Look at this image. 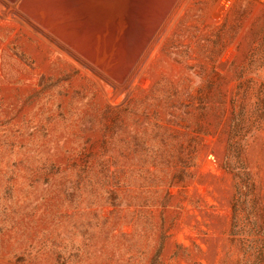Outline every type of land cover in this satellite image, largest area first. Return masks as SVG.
Segmentation results:
<instances>
[{
    "label": "rangeland",
    "instance_id": "1",
    "mask_svg": "<svg viewBox=\"0 0 264 264\" xmlns=\"http://www.w3.org/2000/svg\"><path fill=\"white\" fill-rule=\"evenodd\" d=\"M99 1L0 0V264H264V0Z\"/></svg>",
    "mask_w": 264,
    "mask_h": 264
},
{
    "label": "trees",
    "instance_id": "2",
    "mask_svg": "<svg viewBox=\"0 0 264 264\" xmlns=\"http://www.w3.org/2000/svg\"><path fill=\"white\" fill-rule=\"evenodd\" d=\"M262 47H264V40H263V44H262ZM239 115H237L235 118H234V125H235V128H237V124H238V121H239ZM242 121V120H241Z\"/></svg>",
    "mask_w": 264,
    "mask_h": 264
},
{
    "label": "crops",
    "instance_id": "3",
    "mask_svg": "<svg viewBox=\"0 0 264 264\" xmlns=\"http://www.w3.org/2000/svg\"><path fill=\"white\" fill-rule=\"evenodd\" d=\"M100 1L99 0H95V3H99Z\"/></svg>",
    "mask_w": 264,
    "mask_h": 264
}]
</instances>
